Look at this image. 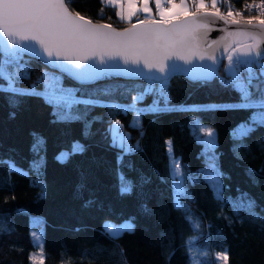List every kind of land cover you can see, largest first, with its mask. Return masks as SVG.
<instances>
[{
  "label": "trees",
  "instance_id": "16d2710c",
  "mask_svg": "<svg viewBox=\"0 0 264 264\" xmlns=\"http://www.w3.org/2000/svg\"><path fill=\"white\" fill-rule=\"evenodd\" d=\"M231 1L239 6L253 2ZM69 7L94 22L118 28L129 24L101 0H71ZM223 62L209 82L172 76L166 93L172 110L146 111L139 128L128 124L132 111L81 104L76 106L81 119L60 120L43 97L0 91V264H34L29 256L36 251L32 233L38 229L44 264H192L193 255L200 264H224L215 257L224 250L228 264H264V126L237 140L234 130L255 110L213 107L240 103V94L221 82L227 78ZM45 71L52 72L33 59L28 78L18 86L42 88ZM253 83L264 88L260 80ZM63 85L79 89L80 99L94 96L104 104L127 105L147 83L106 77L80 85L63 76ZM251 90L258 95L255 87ZM156 98L150 94L140 103ZM193 117L215 132L221 199L201 171L206 157ZM115 119L139 150L122 154L110 143L109 124ZM74 142L84 151L59 160L56 154L70 152ZM169 158L182 165L188 194L181 199L183 207L176 204ZM10 164L26 175L10 171ZM121 175L132 181L130 193L120 192ZM242 196L254 202L251 213L237 209ZM125 219L134 231L116 238L106 233L105 220ZM192 247L209 255L196 256Z\"/></svg>",
  "mask_w": 264,
  "mask_h": 264
},
{
  "label": "snow or ice",
  "instance_id": "6c2138e0",
  "mask_svg": "<svg viewBox=\"0 0 264 264\" xmlns=\"http://www.w3.org/2000/svg\"><path fill=\"white\" fill-rule=\"evenodd\" d=\"M156 15L152 16L149 0H101L102 4L117 5L116 15L128 21L130 27L118 30L111 24L94 23L79 12L70 9L71 0H0V91L16 96H39L53 106L60 120H79L77 105L104 106L118 111L134 112L132 126L140 127V117L146 111L159 112L172 110L167 107V86L172 76L187 75L193 81H207L217 75V66L225 58L226 77H221L225 86L234 88L240 94V103L213 107H231L255 110L248 121L241 123L233 132L235 139L242 141L256 127L264 126V88L255 85V80L264 84V0H253L244 5V11L233 10L229 0H153ZM210 4V6H209ZM165 5H168L167 7ZM221 5H227L226 12ZM252 10L256 14L252 15ZM102 11V9H101ZM147 13L143 19L132 23V17ZM219 22H223L222 25ZM233 26V27H229ZM223 35L216 40L207 41L213 28ZM207 41V43H206ZM223 45V57L215 52ZM27 58V59H26ZM33 59L42 61L56 71H45L44 90L36 91V85L20 88L19 82L28 78L30 63ZM259 68V74L255 68ZM67 75L81 85L91 84L111 75L138 76L147 81V86L132 97L131 104H104L100 98L77 97L79 89L65 88L63 76ZM157 84L159 87H157ZM256 88L258 95L251 90ZM105 95L110 89L103 90ZM155 95L152 105L138 108L147 95ZM163 100L164 107H160ZM15 104L17 101L12 100ZM74 109L75 114H74ZM193 131L197 139L204 144L206 166L201 170L218 199H221L222 173L215 156V132L199 125L192 118ZM119 120L110 126L109 134L114 147L122 154L139 150L128 144L129 134L122 132ZM142 134V133H141ZM202 134V135H201ZM34 145V149L38 147ZM169 145L171 155V141ZM243 146V145H240ZM79 142L72 145L70 152H62L58 157L64 161L70 155L83 152ZM122 159V157H121ZM36 166V165H34ZM10 171L21 172L14 164ZM170 173L174 180L176 204L183 207L181 199L187 197L184 186V173L178 159L170 161ZM132 181L123 175L120 177V192L130 193ZM253 201L241 197L237 209H248L251 213ZM254 214V213H253ZM199 228V225H196ZM105 231L116 238L125 232L134 231L131 221L120 225L105 222ZM38 241L37 254L29 259L35 264H44L42 236L32 233ZM191 251V248H189ZM208 256V252H201ZM218 260L228 264L227 250L215 253ZM71 264V261H61ZM192 264H200L194 259Z\"/></svg>",
  "mask_w": 264,
  "mask_h": 264
},
{
  "label": "water",
  "instance_id": "95a60500",
  "mask_svg": "<svg viewBox=\"0 0 264 264\" xmlns=\"http://www.w3.org/2000/svg\"><path fill=\"white\" fill-rule=\"evenodd\" d=\"M94 22V21H93ZM136 21H133L132 23H135ZM94 23H105V22H94ZM222 23L223 22H219V24H221L222 25ZM105 24H109V23H105ZM113 26V25H112ZM113 27H115V26H113ZM126 27H130V24H127V25H125L124 27H120V28H118V27H115V28H117L118 30H120V29H123V28H126ZM230 28L231 27H233V26H229ZM223 35V33L221 32V31H219V30H217L215 27L213 28V30L211 31V32H209L208 33V37H207V41H211V40H216L218 37H221ZM207 41H206V43H207ZM215 55L217 56V57H223V45L221 44V46L219 47V49L215 52ZM224 58H221L220 59V63L218 64V66H217V72H218V70H219V67H220V64H221V62H222V60H223ZM40 62H42V61H40ZM43 63V62H42ZM44 64V63H43ZM45 65V64H44ZM46 66V65H45ZM47 67V66H46ZM47 68H49V67H47ZM50 70H52V71H56L55 69H51V68H49ZM176 75H178V76H181V77H183L184 79H186V80H188V81H190V82H200V81H193V80H191V79H189L188 78V76L187 75H184V74H176ZM65 77H67L68 79H70L71 81H73V82H75L76 84H79L77 81H75V80H73L71 77H68L67 75H64ZM175 76V75H174ZM110 78H118V79H124V80H139V81H142V82H145V83H147V81L146 80H144L142 77H138V76H123V75H111V76H109ZM214 78V77H213ZM212 78V79H213ZM105 78H103V79H100V80H97V81H95L94 83H96V82H100V81H102V80H104ZM212 79H210V80H207V81H203V82H209V81H211ZM91 84H93V83H91ZM81 85V84H80ZM86 85V84H85Z\"/></svg>",
  "mask_w": 264,
  "mask_h": 264
},
{
  "label": "rangeland",
  "instance_id": "374dc122",
  "mask_svg": "<svg viewBox=\"0 0 264 264\" xmlns=\"http://www.w3.org/2000/svg\"><path fill=\"white\" fill-rule=\"evenodd\" d=\"M209 6H210V4H209ZM125 21V20H124ZM126 22H128V21H126ZM227 63V60L224 58V62H223V66H222V69H223V72L225 73V67H224V65ZM226 74V73H225ZM30 87V86H29ZM29 87H23V88H25V89H27V88H29ZM64 87L65 88H70L71 89V87L70 86H68V85H64ZM44 90V86L42 87V88H37L36 87V91H38V92H42ZM131 102H132V100L129 102V104H131ZM150 105H152V103H143V104H141V103H138L137 104V107L138 108H147L148 106H150ZM165 105H164V103H160V107L161 108H163ZM133 117H134V112H132L131 113V116H130V119H129V122H128V124L129 125H131L132 126V122H133ZM114 121H116V119L115 120H113L110 124H109V129H110V126L113 124V122ZM121 131L122 132H125V133H128L124 128H122L121 129ZM109 139H110V143L112 144V142H111V137H110V134H109ZM74 143H76V142H74ZM73 143V144H74ZM128 144L129 145H131V146H133V147H135V145H136V142H130L129 141V139H128ZM72 148V147H71ZM62 152H69V150L68 149H61L57 154H56V157L58 158L59 156H60V154L62 153ZM172 160V158H169V168H170V161ZM16 168H18V169H20L18 166H15ZM174 181V180H173ZM211 187V186H210ZM212 188V187H211ZM106 221H110V220H105L104 221V223H103V227H104V229H105V222ZM125 221H129V220H122V221H120V222H112V221H110L113 225H120V224H122V223H124ZM37 233H40V229H38L37 230ZM35 242H36V246H37V244H38V241H36L35 240ZM192 251H194L195 253H196V256H200V253H201V251H195V249H194V247H192ZM37 252H38V248L36 247V251L33 253V254H37ZM216 257V256H215ZM194 259H196L197 260V258L195 257V255H193V260ZM192 260V261H193ZM218 261H220V260H218Z\"/></svg>",
  "mask_w": 264,
  "mask_h": 264
},
{
  "label": "crops",
  "instance_id": "0c3cea01",
  "mask_svg": "<svg viewBox=\"0 0 264 264\" xmlns=\"http://www.w3.org/2000/svg\"><path fill=\"white\" fill-rule=\"evenodd\" d=\"M177 2H179V0H177ZM110 6H112L114 8L115 15H116V12L119 10V6H117V5H110ZM165 6L167 7L168 5H165ZM137 7H140L139 0H138V3H137ZM149 7L152 9V16L155 19H159V16L156 15V6H155V3L153 2V0H149ZM146 15H148V14L141 12V13L138 14V16L132 17V20L135 19V18H137V19H143ZM116 17L119 20H121L117 15H116ZM121 21L126 22L124 20H121Z\"/></svg>",
  "mask_w": 264,
  "mask_h": 264
},
{
  "label": "built area",
  "instance_id": "2783aa9c",
  "mask_svg": "<svg viewBox=\"0 0 264 264\" xmlns=\"http://www.w3.org/2000/svg\"><path fill=\"white\" fill-rule=\"evenodd\" d=\"M229 2L231 3V5H233V10H241V11H244V5L243 6H239L237 4H235L233 1L229 0ZM256 2H258V0H256ZM248 4V3H246ZM228 10L227 8V5H221V11L222 12H226ZM244 14L245 15H248L249 13L247 11H244ZM252 15H255L256 14V10H252L251 12Z\"/></svg>",
  "mask_w": 264,
  "mask_h": 264
}]
</instances>
